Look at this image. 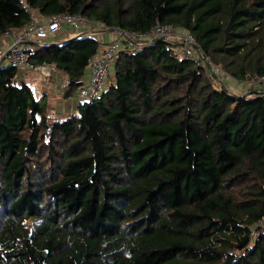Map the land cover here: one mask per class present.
Masks as SVG:
<instances>
[{
    "label": "trees",
    "instance_id": "trees-1",
    "mask_svg": "<svg viewBox=\"0 0 264 264\" xmlns=\"http://www.w3.org/2000/svg\"><path fill=\"white\" fill-rule=\"evenodd\" d=\"M28 9L168 24L230 78L264 73V0H0V35ZM101 45L71 35L27 62L63 73L68 96ZM176 47L119 50L99 96L66 116L0 65V264H264V92L214 86Z\"/></svg>",
    "mask_w": 264,
    "mask_h": 264
},
{
    "label": "built area",
    "instance_id": "built-area-1",
    "mask_svg": "<svg viewBox=\"0 0 264 264\" xmlns=\"http://www.w3.org/2000/svg\"><path fill=\"white\" fill-rule=\"evenodd\" d=\"M30 20L23 27L4 31L1 36L9 37V44L5 50H0V65L9 64L17 69L16 74H23L22 70H35L44 75L52 69L49 65H34L27 62L28 53L46 44V41L61 27L67 26L76 34L105 32L109 30L103 22L89 20L86 16L74 13H62L51 17H36L28 9ZM117 37L101 45L89 60L88 73L76 92V104L91 101L98 97L112 73V65L121 49H135L152 43L163 37L167 41L177 44L179 55L195 61L204 69L206 76L221 82L228 75L219 66L211 62L198 47L192 34L183 29L155 22L146 32L117 33ZM255 86L257 91L264 92V73L255 74L247 81ZM257 232L264 230V216L255 222Z\"/></svg>",
    "mask_w": 264,
    "mask_h": 264
},
{
    "label": "crops",
    "instance_id": "crops-1",
    "mask_svg": "<svg viewBox=\"0 0 264 264\" xmlns=\"http://www.w3.org/2000/svg\"><path fill=\"white\" fill-rule=\"evenodd\" d=\"M36 17H41L37 12H35ZM43 18V17H41ZM69 27L63 26L59 30H57L46 43L52 42H59L63 39L70 37L71 35H76V33L72 32ZM95 38L99 40L100 44H105L110 40L117 37L116 32H94L93 33ZM10 40L9 37L1 36L0 35V50H5L8 46ZM112 70V69H111ZM23 74H16L18 82H25L30 86V82L35 80L34 73H39L41 77H43L44 83L42 84V89H40V93L37 97L44 98L47 106L51 108L52 111L55 112L56 116H66L75 111L76 108V92H73L71 95L64 96L62 95V91L65 86V75L58 71L57 69H50L49 74L44 75L39 71L35 70H22ZM88 73V66L85 67L83 71V75L81 80L83 81ZM29 75V81H28ZM110 81V79H108ZM107 81V80H106ZM107 81V82H109ZM228 84L227 89L238 94H245L248 93L251 88H256L255 86H249L244 84L245 81H241L240 84L237 83L238 81L230 78L226 80ZM223 84V83H222ZM31 88V86H30ZM32 89V88H31ZM34 93V92H33ZM35 94V93H34ZM36 96V95H35Z\"/></svg>",
    "mask_w": 264,
    "mask_h": 264
},
{
    "label": "rangeland",
    "instance_id": "rangeland-1",
    "mask_svg": "<svg viewBox=\"0 0 264 264\" xmlns=\"http://www.w3.org/2000/svg\"><path fill=\"white\" fill-rule=\"evenodd\" d=\"M34 13H35V11H34ZM70 32H71V33H69V34L71 35L73 31H70ZM116 36H117V35H116ZM176 51H177V47H176ZM52 69H53V68H52ZM111 75H112V73L108 76L107 81H109L108 79L111 78ZM34 77H35V80L33 79V81L30 82V86H31V88H32V91L35 93L34 95H36V97H37V96L39 95V93H40V89H42L41 87H42V84L44 83V80H45V79H44L43 77H41L39 73H34ZM208 78H209V77H208ZM209 79L211 80V82H212V84H213L214 86H217V83H218V84H221V85H222V83H223V86L226 88V87H227L226 84H228V83L226 82V80L230 79V77L227 76V77H225V78H222V80H221L222 83H220V82H215V80H214V79H211V78H209ZM29 80H30V79H29V75H28V81H29ZM107 81H106V84L108 83ZM237 83L240 84V82H237ZM244 84L249 85V86H252V85H250L247 81H245ZM26 222H27L28 224H31V223H32V220H27Z\"/></svg>",
    "mask_w": 264,
    "mask_h": 264
},
{
    "label": "water",
    "instance_id": "water-1",
    "mask_svg": "<svg viewBox=\"0 0 264 264\" xmlns=\"http://www.w3.org/2000/svg\"><path fill=\"white\" fill-rule=\"evenodd\" d=\"M108 31L109 32H117V33L119 32V33H121V30L119 28H117V27H111V28H109ZM159 39H164V38L163 37H160ZM196 47H198V46H196ZM225 89H227V88H225ZM227 91H228V89H227ZM241 95H244V94H241Z\"/></svg>",
    "mask_w": 264,
    "mask_h": 264
}]
</instances>
